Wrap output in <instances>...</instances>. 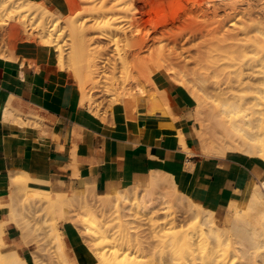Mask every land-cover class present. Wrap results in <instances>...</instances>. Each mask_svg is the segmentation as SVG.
Returning a JSON list of instances; mask_svg holds the SVG:
<instances>
[{
    "label": "bare ground",
    "instance_id": "obj_1",
    "mask_svg": "<svg viewBox=\"0 0 264 264\" xmlns=\"http://www.w3.org/2000/svg\"><path fill=\"white\" fill-rule=\"evenodd\" d=\"M51 1L58 10L61 8L65 12L59 15L57 19H53L54 12L47 4V1L0 0V11L5 10L6 13V10L13 9V12L17 16L20 15L19 17L16 16L17 19L14 20L13 25H9L10 28L5 27L2 29L0 27V58L19 62L23 65L24 61L18 59L19 56H17L16 52L20 47L18 44H21L19 41H22V44L25 43L24 45L27 46L34 47L39 44L47 49H55L58 52L56 56L59 65L63 69L66 59L63 55L64 51L62 52L57 42L64 35H68L71 43L68 58L66 57L69 63L66 62V65L69 64V70L74 75L73 77L76 78L79 89L83 93L81 105L88 103L94 106L95 100L94 96H91V93L93 91L97 92L98 86L101 87L100 83L97 84V80L99 79L96 80V77H100L98 75V72H100L98 70L100 69L97 67V59L93 56L96 54H93V49L91 50V41L93 42L95 38L92 39V36L90 38L89 35L91 30H98L99 28L94 27V23L91 27L87 24L92 19H95L96 16L100 20L103 18L107 20V18L110 19L113 16L112 20H107V23L102 25L104 29L98 25L100 27L99 31L102 28L101 34L98 36L99 39L102 36L110 37L113 35L115 37L117 34L124 36H122V39L125 38L123 48L125 46V48H128V54L125 55L127 53L125 50L121 51L124 52L122 54L124 56H120V62L123 63L121 66L126 67L128 60L132 63L133 59L131 56L135 54L136 50L147 51L146 55L148 56L142 55V57L140 56L141 53L138 52L139 56L137 60L135 59L137 57L135 55L134 59L136 63L131 64V69L129 67V70L127 68L128 71H125V75L129 76L130 79L124 78L123 80L122 78L119 81V86L117 84V89L115 88L116 92L118 89H121L120 94H122L123 98L131 97L135 101L140 116H145L143 109L147 104L152 103V116L159 123L164 126H177L179 123V117L175 116L171 111L172 99L168 84L162 82L155 67L154 72L158 74L154 78L156 90L154 89L155 91L150 95H145V90L141 94L135 90L134 82L140 77L144 78L146 72L150 76L151 73L149 72H152L153 66L163 68L169 77L175 81V84L196 101V114L199 124L205 120L207 121L208 129L201 128V131L198 132L199 152L187 147L183 133L180 130V143L178 144H180L183 150L192 154L201 153L205 156H252L264 160L263 2H259L260 0H252L256 1V3L252 1L245 2L244 4L247 7L245 6L243 9L240 7L243 17L241 18V13L238 15V11L240 10L236 4L238 0H230L228 3L225 2L226 4L219 2L223 0H216L217 2L212 6L207 4V2H210L208 0L206 2L207 5L203 4L202 0H189L188 2H186L187 0H100L101 5L99 7L90 5V3L92 4L97 0H67L69 1L67 4L62 3L60 0ZM183 1L185 2L184 4H182ZM83 4H86L84 10L80 6H84ZM252 6L256 8L261 6L259 9H256L259 10L258 14L255 12V15L257 14L256 19H254L256 16L253 14L255 9H252L253 12H251ZM178 7L180 9H177ZM237 12L236 17L239 16L238 22L240 23L237 26L235 19L230 20V28H227V19L233 14L235 16ZM85 14L86 16L84 17ZM150 14H158L159 19L165 20L162 22L158 20L154 25H149L148 15ZM50 16L53 20H50L52 24L49 25V21L47 20ZM185 16H189L191 22L189 26H192L190 30L193 31L192 35L205 37L202 48L197 52L198 56L196 55V58L191 57L190 59L186 57L188 60L193 59L194 66L191 67H189L188 60L182 63L176 58V53L178 54V52L174 53L175 49H172L173 51L169 48L166 49L169 41L171 42L172 40L173 42V39H171L173 34H171L168 21L178 20L179 22ZM26 17H31V19L37 17L40 19L36 28H32L29 22L30 19L27 20ZM79 20L81 21L79 22ZM60 21H65L66 25L63 28H66V30L59 28ZM60 30L61 32L58 33ZM164 39H169L166 40L168 41L166 42L167 44H162L165 41ZM151 40H158V43L150 45L152 44ZM179 42L178 38H174L173 46ZM114 43L117 44L116 42ZM95 46L93 48L96 49ZM63 50L66 49L64 48ZM147 59H150L151 62L147 63ZM128 66L130 65L128 64ZM220 75H223L225 79L224 84H214L210 80L211 77ZM129 83H132L134 87ZM128 84L132 88L128 87ZM140 87L143 86L141 85ZM112 89L110 86L106 90L111 91ZM138 97L139 99L137 100ZM142 100L145 102L149 100V102L145 104L143 103L144 101L141 102ZM14 111L7 106L3 118L16 121L19 128L25 126L26 123L20 116H14ZM42 156L32 159V172L21 168L10 169L8 175H6V180H2V182L6 181L7 188H9V202L6 204H1L0 202V207H7L10 210L9 213L12 215L8 218L0 219V264H28V261L21 256L18 250L14 248L6 251L1 250V248L7 247L4 236L6 234L5 226L8 222H14L20 228L25 245H30L33 242V238L39 235L38 231L41 229V227L31 225V220L28 221V219H26L27 222L25 220L26 223L23 220L24 224H22V218L20 217L21 220L18 219L19 214L16 217V210L20 205L24 213L22 217H29L37 211L35 203L30 202L26 204L20 198L19 190L24 186L25 180L28 179L33 180L39 192L40 187H38V184L41 187L43 186L42 188H45L44 191L47 196L44 199V211L47 213L54 214L56 211L63 210V206L67 204L68 206L83 204L91 213L94 212V209H98L104 213V211H109L111 207H115L117 211H120L129 209L132 206V208L136 207L140 212L147 215V220L143 221L142 224L147 225L146 227H149L152 233L158 232L157 229L163 226H168V228L180 227L171 234L172 237L170 236L171 240L168 244L178 246V248H173L172 256H169L167 259L165 258V261L161 262L162 264H196L195 258L198 254H200L203 260L202 264H227L229 247L235 244V234L239 236L240 243L244 245L243 241H245V246L247 245L246 247L249 248V251L256 252L260 248H264V176H262L260 184L252 186L250 191L240 201L231 202L234 209L226 211L222 218L228 226L226 228L227 226L221 225L218 223V219H215L214 210L203 206L189 194L180 191L176 175L173 176L164 171L156 170L151 171L149 184L144 188L136 185L126 186L121 190H115L113 193L99 194L97 196L95 190L88 186L81 189L80 192L72 194L51 191L49 189L47 157ZM91 196H95L96 199L93 200ZM161 214L165 216L159 219ZM63 217L65 218V216H62V219ZM189 218H192L194 221L186 223V220ZM77 220L74 221V224L78 226L81 219ZM103 226H97V228L102 229ZM145 226L144 230H146ZM139 227L141 228V226ZM141 236L143 235L141 234ZM93 237H95V234L87 231L83 235L84 241H80L79 247L82 254L91 257L93 261H98V264H146L145 261L135 260L128 253L121 254L115 248H108V245L112 244V242L114 243L115 240L113 241L105 236H99V238ZM94 239H96L95 242ZM155 239L157 240L158 238L156 237ZM56 240L60 250L59 257H68L62 238L58 233ZM141 241L146 242V240L139 239L138 241L140 243L138 248L141 247L142 249L145 248L144 246L147 245V242H150L147 240L146 245H144ZM221 251H223L222 254H220ZM88 261H90L89 258Z\"/></svg>",
    "mask_w": 264,
    "mask_h": 264
},
{
    "label": "crops",
    "instance_id": "obj_2",
    "mask_svg": "<svg viewBox=\"0 0 264 264\" xmlns=\"http://www.w3.org/2000/svg\"><path fill=\"white\" fill-rule=\"evenodd\" d=\"M44 55L37 51L33 61L23 65L0 59L3 200L7 183L2 180H6L8 171H32V159L42 155L47 157L51 191L71 193L90 186L96 194H110L126 186L146 187L151 171H164L179 177L186 193L214 210L218 219L234 209L231 202L243 197L253 178L258 180L264 175V163L258 159H219L201 153L188 154L180 147L181 130L187 147L198 150L193 103L183 89L168 82L171 111L179 117L177 126H164L152 115L128 122L123 108L115 110L114 118L105 121L81 105L78 89L61 72L50 69ZM7 106L15 110L14 116H20L25 126L19 128L16 121L3 118ZM0 215L2 219L8 218L3 209ZM5 230L13 245L10 249L18 250L28 264H36L30 249L21 245L16 223L8 222ZM65 235L70 245L76 241L70 227ZM64 246L67 252L65 241Z\"/></svg>",
    "mask_w": 264,
    "mask_h": 264
},
{
    "label": "rangeland",
    "instance_id": "obj_3",
    "mask_svg": "<svg viewBox=\"0 0 264 264\" xmlns=\"http://www.w3.org/2000/svg\"><path fill=\"white\" fill-rule=\"evenodd\" d=\"M37 1H40V0H37ZM44 1H47V4L49 5V7L54 12L53 14L55 16L53 15V19H57L59 17V15H62V14L65 13L64 10L61 9V8L58 10V8L54 5V3L51 0H44ZM60 1L62 3H64V4H67V2L72 1V0H69V1L60 0ZM188 1L189 0H187L186 2H188ZM193 1H195V0H193ZM208 1H210L211 3L207 2V0H202L203 4L204 3L206 4V2H207V4L209 6H212L213 4H215L217 2L216 0H212V1L208 0ZM229 1L230 0H223V1H219V2L221 4H226ZM247 1H252V0H238L237 1L236 4H237V6H238V8L240 10V11H238L239 14L237 12V13H235V16H233L234 15L233 14L230 18L227 19V21H226L227 22V28H230V26H229L230 20H233V19H235V22L237 21L236 24L238 26V24L240 23V22H238L240 18H238L239 16L236 17V14L240 15V13H241V18H243L241 11H242L243 8H245L246 5L244 3L247 2ZM252 2L256 3V1H252ZM259 2H261V3L263 2L262 4L264 5V0H260ZM184 3L185 2L183 1L182 4H184ZM239 3L240 4L243 3L244 5L243 4L240 5ZM83 5L84 6H82V5H80V6L82 7L81 9L84 10L86 4H83ZM90 5H94L95 7H99L101 5V1L97 0L96 2H93L92 4L90 3ZM124 6H126V4H124ZM86 7H88V6H86ZM253 7L254 6H252V8L250 7L251 8V12H253L252 9H255L253 14L255 15V12H257V14H258L259 10H256V9H259L261 6L257 7V8L256 7L253 8ZM177 9H180V7H178ZM222 9H223V7L220 10L221 12H222ZM3 12L5 13V10L4 11H0V18H1L0 27L2 29L5 28V27L6 28H10L11 24L13 25L14 20L17 19L16 18L17 15L15 14V12H13V9L6 10L5 14ZM19 16H17V17H19ZM28 16H31V15H28ZM85 16H86V14L84 15V17ZM31 17H26V18H27V20L30 19L29 22L31 23L32 28H36V26L39 23L40 19L37 18V17H34V18L31 19ZM96 17H95V19H92L90 22H88L87 25L91 27V26H93L92 24L94 23V27H96L97 29L99 28L98 30H96L93 27L95 30H91L89 36H90V38L92 36V39L95 38V40L93 39V42L91 41V43H92L91 50L93 49V51H94L93 54L94 53L96 54V55H93V56H94V58L97 59V60L95 59L96 62H97V65H98L97 67H99L98 69H100V70H98V71H100V72H98L99 73L98 75H100V77H96V80L97 79L100 80V81L97 80V84L100 83L99 85H101V87H102V85H104L102 87V89L103 88L104 89L102 90L100 86H98V90L99 91L97 90V92H95V91H93L91 89L93 91L91 93V96H94V100H95L94 106H93V104H88V103L85 104V105H82V106H85L88 109H91L90 112L94 116H96L98 118H101V119H103L105 121H108L109 117L114 118L115 110H117L119 108H121V109L123 108L124 109L123 110L124 118H125L126 121L130 122L131 120L138 119L140 117V115L138 113V110H137V107H136V104H135V101H133L131 99V97L123 98L121 96L122 94H120L121 89H118L117 92H116L115 88L117 87V84L119 86V81L122 80V78H123V80H124V78H126L128 80L129 76L125 75L126 74L125 71H128L129 67L131 69V64H135L136 63L135 59L137 60V58L139 56L138 52L141 53L140 56L142 57V55L143 56H148V55H146L147 51L136 50L135 54L131 56L133 60L130 58L132 60V63H130L129 60H128L127 66H128V64L130 66H128V67L127 66L126 67L121 66V65H123V63L120 62V56H122V57L124 56V55H122L124 52H121V51L125 50V52H127V49H128V48H125L126 46L123 48V46L125 44V38H123L124 39L123 40L122 39L123 35H120V34L116 35L115 34L116 35V36L114 35L115 37H113V35L110 36V37L102 36L99 39L98 35L101 34L102 28L104 29V27L102 25H105L107 23V20H109V21L112 20L113 16L110 17V19L107 18V20H106V18L105 19L103 18V19L100 20V19H97ZM170 18H172V17H170ZM256 18H257V16L254 19H256ZM53 19L51 18V16L48 18L47 21H49V25L52 24V21H50V20H53ZM160 19H159L158 14H156V15H152V14L148 15L149 25H154L156 22H158V20L160 22L165 20V19H162V18H160ZM60 20H61V18H60ZM169 20H171V19H169ZM180 20H179V22H178V20L172 21V22L168 21L169 22L168 26H170L171 34H173L171 39H173V42H174V38H178L180 40V42H179L180 44L179 43H175L176 46L175 45L173 46V42L170 39V37H169V39L171 40V42L169 41V43L167 44L166 42H168V41H166V40H169V39H164L165 41L162 40L163 41L162 44H164V43L167 44L166 49H168V48L170 50H172V49L176 50L177 49L176 51L174 50V53L178 52V54L176 53V58H178L179 61L184 63V62H186V60L190 59L191 57L196 58L198 56L197 52L199 51L200 48H202V46L204 44V38L205 37H201L200 35L199 36L198 35H196V36L192 35L193 31L190 30V27H192V26H189V24L191 23L190 19H189V16H187V17L185 16L184 19L182 17V19H180ZM80 21L81 20H79V22ZM64 23H65V21H62V22L60 21L59 28H62V30L63 29L66 30V28H63L66 25V23L65 24ZM98 25L102 26L101 31H99L100 27ZM123 26H127V25H123ZM121 28L123 29V27H121ZM34 32L36 33V31H34ZM59 32H61V30L58 31V33ZM118 35H119V37H117ZM32 36L34 37L33 34H32ZM67 36L68 35H64L57 42L59 44V46L61 47L62 52L64 51L63 55H64V57L66 59L65 60V66H64L63 69L59 65V62H58V59H57V56H56L58 54V52L55 51V49H47V48H44L43 46H41L39 44L37 46H34V47L33 46H27V45H24L25 43L22 44V41H19V43H21V44H18V46H20V47L16 50V52H17V56H19L18 59H22L24 62L25 61L26 62L33 61V59H34L33 57H35V54L37 53V51H39V52H41L43 54L45 53L46 56L45 55L44 56L46 57L47 61L49 62L48 65H49L50 69H53L54 71L61 72L63 74L65 80L68 83H70L72 86H74V87H76L78 89V91L80 93V99H81L82 96H83V93L79 89V85H78V82H77L76 78L73 77L74 75L69 70V64L66 65L67 63H69L67 58H68V55H69V52H70L69 49H70V43H71V40L69 39V36L68 37ZM101 38H103V39H101ZM96 39L97 40L99 39L100 41L98 40V42H96L97 41ZM117 40H119V41H117ZM151 41L150 42L152 44H150V42H148V44L155 45L156 43H158L157 42L158 40H156V41L155 40L154 41L151 40ZM23 42H25V41H23ZM114 42H116L117 44H115ZM171 44H172V46H171ZM94 45H96L95 46L96 49L93 48ZM173 47H175V48H173ZM64 48L66 50H63ZM119 50H120V52H119ZM127 54H128V52L125 53V55H127ZM122 57H121V59H122ZM186 57H188V59ZM0 59H2V58H0ZM115 59H116V61H115ZM3 60H6V59H3ZM99 60H101V61H99ZM118 60H119V62H118ZM153 61H154V59H153ZM188 61H189L188 62L189 63V67L194 66L193 59L188 60ZM146 62L149 63V62H151V60L147 59ZM122 67H123V71H122ZM154 67L156 68V72H158L159 75L156 72H154L155 71ZM36 68H39L38 64L36 65ZM111 68H113V69H111ZM127 68H128V70H127ZM68 71H69V73H68ZM149 73H151L150 76H148L149 74H147V72H146L147 76H146V74H145L144 78L139 76L140 78L137 79L134 82L135 90H137L139 92V94H141L142 91L144 92V90H145V95L146 94L150 95L153 91L156 90V87L154 85V78H155L156 75H158L160 77V79L162 80V82L164 84H168V82H170L175 87H178L175 84V81L172 80L169 77V75L165 72V70L163 68H160V67L158 68L156 66H153L152 72H149ZM123 74L125 75V77H124ZM122 75H123V77H122ZM107 77L109 79H111V80H109ZM139 80H141L142 82L139 81ZM210 80L214 84H216V83L217 84H224V81H225L223 75H220V76H217V77H211ZM113 81H114V83H113ZM129 84H132V83H129ZM129 84L127 86L132 88L133 84H132V86L129 85ZM140 84L143 87H140L141 86ZM107 85H109V86H107ZM146 85H147V87H146ZM110 86L113 89L111 91H107L106 89L110 88ZM179 88H181V87H179ZM104 93H106V94H104ZM241 93H243V92H241ZM187 96L191 99V101L193 103V114H194V121H195V130H196V133H197V140H198V136H199L198 132L201 131V128H203V129L205 128V130L208 129L207 128V121L205 120L204 122L199 124L198 116L196 114L197 103H196V101L193 98H191L189 96L188 93H187ZM138 99H139V97L137 98V100ZM149 100H146V102L144 100H142L141 102L144 101L143 103L147 104V102H149ZM151 104L150 103L147 104L146 107L143 109V112H144L145 115H152L153 114V111H152L153 110V107H152L153 104L152 105ZM93 107H95V108L92 110ZM150 107L152 108L151 110H150ZM198 141H197V146H198ZM198 152H199V150H198ZM188 154H192V153L188 152ZM206 156H208V155H206ZM209 157H214V158H219V159H224V158H226V159H230V158L235 159V158H241V157L255 158V159H258V160H260L261 162L264 163L263 159L258 158V157H252V156H250V157L249 156L218 157V156H213L212 155V156H209ZM15 171H17V170H15ZM176 178H177V183L179 185L178 187H179L180 191L182 193H186L185 189L181 185V181H180L179 177H176ZM261 179H262V177H260L258 180H255L253 178V181H251L247 185L246 189L243 191V196L246 195L250 191L252 186H255L256 184L259 185ZM147 186H148V184L146 185V187ZM38 187H40L39 188L40 192L35 187V183L33 182V180L32 179H28V180H25L24 186H22L21 189L19 190L20 198H22L23 201L26 204H29L30 202H33V204L34 203L36 204V206H37L36 207V210H37L36 213L34 215L32 214L29 217L28 216H23L22 217V215H24V213H23V209H22L21 205L18 206L17 210H16L17 211L16 217L19 214V216H18L19 218L18 219L21 220V218H22V220H21L22 224H24L25 220L28 219V221L31 220L30 224L33 225L34 227H36V226L41 227V229L38 231L39 235H37L36 237L33 238V240H32L33 242H31L30 245H25L24 242H23L22 236H19V239L22 241L21 245L24 246V247H27L28 249H30V257H31L32 261L35 262L36 264H98V261H96V260L93 261V259H91V257H87L86 255L82 254V251H80L79 243H80V241H84V239L82 237H83V235H85L87 233V231L90 232V233L95 234V237H93V238H96V237L99 238V236H105V237H107V238H109V239H111L113 241L115 240L114 243L112 242V244L108 245V248L109 247L115 248L121 254L122 253H128L131 257L135 258V260H137V261L138 260L145 261L146 264H162L161 262L163 260L165 261V258L167 259V258H169V256H172L171 254L173 253V248L174 249L178 248V246L176 247V246H172V245H168V244H169V242L171 240V237H172L171 234L174 232V230H177L180 227L175 226L176 228H173V227L172 228H168V226H163V227H160V228L157 229L158 232L152 233L150 228L146 227L147 225L145 226V224H142L143 221L145 222L147 220L146 219L147 215L145 213L140 212L136 207L132 208V206H130L131 208L126 209V210H120V211H117L115 209V207H111V209L109 211H107V212L104 211V213H102L98 209H94V212L91 213L84 207L83 204H78V205L77 204H75V205L73 204V205H69V206L67 204V205L63 206V210L56 211V213L54 212V214L47 213V212L44 211V206H45V204H44L45 200L44 199L47 196L46 192L44 191L45 188H42L43 186L41 187L39 184H38ZM140 188H144V187H140ZM8 189L9 188H7V190L4 192V194H6V198L4 200H3V198L0 195L1 204H6V203L9 202ZM80 191H81V189L75 190V191H73L71 193L73 194V193H77V192H80ZM98 195L99 194L97 193V196ZM92 198H93V200L96 199L95 196H93ZM240 200H241V198H240ZM227 208H228V206L225 208V210H227ZM2 209L8 214V217L10 215H12L11 213H9L10 210L7 207H0V210H2ZM118 213H120V214H118ZM62 216H65V218L63 217V219H62ZM164 216H165L164 214L163 215L161 214L159 219L164 218ZM222 218L218 219L215 216V219H218V223H220L223 226H227L224 223V219H222ZM0 219H2L1 215H0ZM77 219L78 220L81 219V221H80L78 226L76 224H74V221H76ZM20 220H19V222H20ZM23 220H24V222H23ZM192 221H194V220L192 218H189V219L186 220V223H189V222H192ZM26 222H27V220H26ZM140 224H142L143 226L140 225ZM101 225H104L102 229H99V227L97 228V226H101ZM139 226H141V228ZM144 226H145L146 230H144ZM68 227H70L72 232L76 235V241L73 244H71V245H70V243L67 242L66 235H65V230ZM162 228H164V229L162 230ZM226 228H228V226ZM139 230H140V232H139ZM98 231H100V232H98ZM18 232H19V235H20V233H21L20 228H19ZM57 233L61 236L63 245H64V241H65L68 257H65V258L59 257L60 250H59V247H58V244H57V240H56ZM138 233H139V237L140 238L138 237ZM141 234L143 236H141ZM152 235L154 236V238H153ZM148 236H149V239H148ZM142 237H144V238H142ZM156 237L158 238L157 239L158 242L155 239ZM4 238H5V241L7 243V247L1 248L2 251H6V250L10 249L11 247H13V245H11L8 242L6 234H5ZM139 239L140 240L144 239V240H146V242H147V240L150 241V242H147V243L145 241L142 242L143 240L141 241L144 245L147 244L146 246H148V247L144 246L146 248V250H145V248H143L145 252L143 251V249L141 247L138 248V246H140L139 245L140 243L138 242ZM95 240L96 239H94V242H95ZM234 240H235V244H232L229 247V253H228V256H227V264H264V248H260L259 251H256V252L249 251V248L246 247L247 245L245 246V241H243L244 245L242 243H240V238H239L238 235L235 234V239ZM92 243H93V241H92ZM150 243H154V244H150ZM64 249H65V246H64ZM138 249H140V250H138ZM243 249H245V250H243ZM246 249H247V251H246ZM141 250H142V252H141ZM222 253H223V251L220 252V254H222ZM22 257L26 258L25 256H22ZM88 258H89L90 261H88ZM196 258H197V260H196ZM196 258H195L196 264H202L203 260L201 259L200 254H198V256H196Z\"/></svg>",
    "mask_w": 264,
    "mask_h": 264
}]
</instances>
